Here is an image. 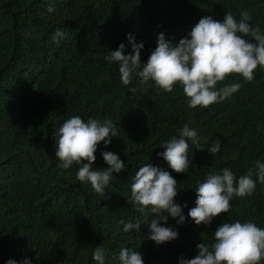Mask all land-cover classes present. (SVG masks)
<instances>
[{
    "label": "trees",
    "instance_id": "16d2710c",
    "mask_svg": "<svg viewBox=\"0 0 264 264\" xmlns=\"http://www.w3.org/2000/svg\"><path fill=\"white\" fill-rule=\"evenodd\" d=\"M245 10L264 33V0H0V264L26 258L31 264H96L92 255L101 245L105 264H119L122 248L139 251L144 264H180L181 257L198 254L199 244H210L223 222L264 227L259 182L252 196L234 198L231 210L211 225L197 226L190 217L178 225L169 217L162 226L179 235L161 246L147 239L154 215L138 212L127 200L130 177L150 163L176 179V203L187 217L195 189L209 173L230 168L241 176L255 161L264 162V69L251 82L226 81L242 85L228 100L191 109L178 85L167 93L150 81L130 92L120 82L118 63L106 59L121 43L130 54L132 34L144 44L146 63L160 33L178 45L201 18L222 21L232 12L239 19ZM58 29L65 37L56 43L51 37ZM74 115L85 122L111 119L117 126V137L107 147L99 145L93 165L107 169L101 153L108 151L126 166L114 173L105 195L77 180L78 165L59 167L57 133ZM185 124L197 131L205 149L191 146L188 172L177 174L158 153ZM217 139L221 150L213 156L207 147ZM121 220L141 223L139 232H123Z\"/></svg>",
    "mask_w": 264,
    "mask_h": 264
},
{
    "label": "clouds",
    "instance_id": "9594fccd",
    "mask_svg": "<svg viewBox=\"0 0 264 264\" xmlns=\"http://www.w3.org/2000/svg\"><path fill=\"white\" fill-rule=\"evenodd\" d=\"M54 10L55 5L50 3L47 11L52 13ZM251 20L247 10L240 12L239 19L232 12H226L222 21L211 16L201 18L190 38L181 39L178 45L171 44L165 34L160 33L157 46L146 63L141 59L143 42L137 43L134 36L128 34L131 53L125 55L126 46L121 43L118 50L109 51L106 59L118 63L120 82L131 87L132 93L150 81L167 93L178 85L188 99L189 108H209L240 90V83H226L230 78L242 77L251 82L257 69H264V33L258 26L253 27ZM63 37L65 32L58 29L51 39L59 43ZM117 135V126L111 119L101 122L90 117L85 122L78 115L68 118L57 133L55 155L60 161L59 167L67 170L78 165L77 180L89 183L97 194L105 195L114 173H121L126 166L118 155L108 151L101 153L109 166L107 169L97 170L93 165L99 145H111L112 138ZM221 145V140L217 139L207 149L214 156L221 150ZM191 146L200 151L205 149L197 131L185 124L162 146L165 150L158 156L175 173L187 174L191 165ZM254 164V168L241 176L230 168L209 173L195 189V207L189 210L187 217L182 206L176 203L180 193L176 179L169 171L150 163L141 166L130 177L131 196L127 200L138 212L150 211L154 215L147 224L150 229L147 239L161 246L175 241L179 235L177 230L162 226V223L168 224L169 217L178 225H184L188 217L197 226L211 225L214 218L231 210L234 198L252 196L257 182L264 185V162L255 161ZM120 223L125 233L139 232L141 228L139 222L121 220ZM197 248V255L191 259L181 257L180 264H264V227L251 221L223 222L216 228L213 241L201 243ZM92 259L96 264H105L103 245L95 247ZM118 260L119 264H144L142 254L130 248L120 249ZM7 264H17V261L9 259ZM20 264H31V261L26 258Z\"/></svg>",
    "mask_w": 264,
    "mask_h": 264
},
{
    "label": "water",
    "instance_id": "95a60500",
    "mask_svg": "<svg viewBox=\"0 0 264 264\" xmlns=\"http://www.w3.org/2000/svg\"><path fill=\"white\" fill-rule=\"evenodd\" d=\"M90 260H91V258H90Z\"/></svg>",
    "mask_w": 264,
    "mask_h": 264
}]
</instances>
